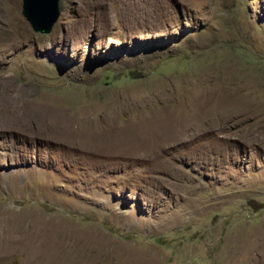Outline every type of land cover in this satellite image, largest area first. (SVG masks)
Instances as JSON below:
<instances>
[{
    "label": "rangeland",
    "instance_id": "rangeland-1",
    "mask_svg": "<svg viewBox=\"0 0 264 264\" xmlns=\"http://www.w3.org/2000/svg\"><path fill=\"white\" fill-rule=\"evenodd\" d=\"M58 11L43 33L0 0V264H264V0ZM154 113L172 133L133 152L72 143Z\"/></svg>",
    "mask_w": 264,
    "mask_h": 264
},
{
    "label": "bare ground",
    "instance_id": "bare-ground-1",
    "mask_svg": "<svg viewBox=\"0 0 264 264\" xmlns=\"http://www.w3.org/2000/svg\"><path fill=\"white\" fill-rule=\"evenodd\" d=\"M1 33L2 32L0 31V40H1V35H2ZM219 106H221V104ZM200 113L201 112H199V114L197 113V115H196V119L198 121L202 120L200 118ZM220 114H222V113H220ZM219 116H218V118H219ZM150 117L151 118L149 120H146L143 123V125L144 124H148L147 129L146 130H140L139 132H137V130H135L134 126H132V125H128L127 126V125L124 124L125 126H122L119 123L114 122V121H113L112 124H110L111 126H109L107 128H103L104 127L103 126L102 127L103 129L99 130L100 128L98 129L97 124L100 123V122L97 123L96 121H94L95 119L93 120L95 122V124L90 125L88 128L86 127L87 129H85V125H82V126H84V128L77 130L78 133H76V132L74 133V131L72 129V125H73L72 121L70 122V125L69 124L68 125L70 127L69 131H71V137L73 138L72 139V143H73V145L78 146L80 149H82L84 151H88V150L89 151H93V152L94 151L95 152H104L105 151V152L112 153V154H118V153L125 154V153H129V152H133L134 150H137L139 148H143L145 146V144L142 143L143 141H147V140L151 141V140L163 137V136H167L168 134L172 133V130L170 129L171 126H169V124L173 123L171 118L169 119V118L163 117L161 115H155V113L153 114V116H150ZM106 121H107V119L105 120V122ZM115 121H116V119H115ZM85 122L86 121H84V124H85ZM110 122H112V121H110ZM90 124H91V121H90ZM106 124H107V122H106ZM106 124H105V127H106ZM121 124H123V123H121ZM65 126H66V124H65ZM209 126H211V125L209 124ZM95 127L98 130H95L96 129ZM42 129H44V128H42ZM88 129H90V130L88 131ZM59 130H61V129H59ZM179 133H183V132L181 131ZM24 232H25V230H23V232H21L22 241L25 238L24 237V235H25ZM3 235L4 234L1 232L0 233V240L4 239ZM28 238H29V235H28ZM43 239H44L43 238V234H41V233H33L32 237L30 239V242H28V239H27L26 243H28V246L30 248L34 249V252L37 251V253H40V255H44L46 252H50V250L48 249V245H46V242H48V241L44 240L45 241V243H44ZM22 245L25 246L26 244L22 242ZM63 255H64V253H62L60 250H55L54 249V251H52V257H54V256L55 257L57 256V257L54 258L53 262L57 261L58 259L59 260H63L64 257H65V255L64 256Z\"/></svg>",
    "mask_w": 264,
    "mask_h": 264
},
{
    "label": "water",
    "instance_id": "water-1",
    "mask_svg": "<svg viewBox=\"0 0 264 264\" xmlns=\"http://www.w3.org/2000/svg\"><path fill=\"white\" fill-rule=\"evenodd\" d=\"M23 14L34 30L47 33L56 21L58 0H22Z\"/></svg>",
    "mask_w": 264,
    "mask_h": 264
}]
</instances>
